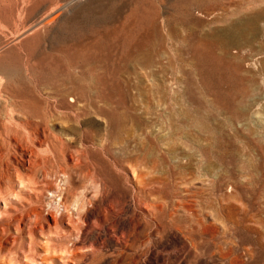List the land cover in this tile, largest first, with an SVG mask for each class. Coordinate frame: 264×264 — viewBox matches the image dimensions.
<instances>
[{"label": "rangeland", "instance_id": "obj_1", "mask_svg": "<svg viewBox=\"0 0 264 264\" xmlns=\"http://www.w3.org/2000/svg\"><path fill=\"white\" fill-rule=\"evenodd\" d=\"M0 116L2 164L40 124L35 179L62 189L72 152L84 197L39 195L57 231L0 225V264H264V0H0Z\"/></svg>", "mask_w": 264, "mask_h": 264}, {"label": "bare ground", "instance_id": "obj_2", "mask_svg": "<svg viewBox=\"0 0 264 264\" xmlns=\"http://www.w3.org/2000/svg\"><path fill=\"white\" fill-rule=\"evenodd\" d=\"M12 101V100H11ZM14 110V109H13ZM13 110L11 112H13ZM7 116V114H6ZM1 117V116H0ZM4 119V117H2ZM45 118V117H44ZM43 118V122H45V119ZM6 119V118H5ZM4 119V120H5ZM11 119L10 121L13 122V119L12 118H9ZM8 119V121H9ZM36 120V119H35ZM10 122V124H11ZM32 122V121H30ZM5 123V121H4ZM8 123V122H7ZM29 123V122H28ZM36 125L37 122H35ZM33 124V123H32ZM12 125V124H11ZM14 125V124H13ZM3 126V130L6 129V126L4 127ZM41 126L40 124L38 126H34L32 127L31 129H29V132L26 133V137H29L31 138V140H33L34 144H36L37 146H39L38 148H41V151L44 153V152H48L49 151V147L50 145H52V140L49 139V137H47L43 131V128L44 127H39ZM44 126V125H43ZM8 127V126H7ZM10 127V125H9ZM8 127V128H9ZM22 127V126H21ZM29 127V126H28ZM24 128V127H23ZM47 128V127H46ZM8 130V129H7ZM11 130V129H9ZM26 130H28L26 128ZM25 130V132H26ZM15 131V130H14ZM5 132V131H4ZM8 132V131H7ZM16 132V131H15ZM24 132V131H23ZM9 133V132H8ZM11 133V132H10ZM9 133V134H10ZM14 133V132H13ZM17 133V132H16ZM21 133V132H20ZM7 134V133H5ZM2 134L0 133V136ZM9 136V135H8ZM13 136V134H12ZM15 136V135H14ZM10 137V136H9ZM4 138V137H2ZM17 138V137H16ZM14 138V143H15V147L17 149H15V155L13 154V159L10 160V163H6L5 165L2 164V161H1V154H2V150L0 148V202H2V206H0V216L4 217L5 218V221H3L4 223H0V225H5V228L7 226H13L16 228V230L18 231L17 233L19 232H24V231H27L29 235H35L37 232L39 234L41 233H45V232H49V231H52L53 229L55 231H57L56 229L58 228V221L56 220L55 216L50 213V218L48 219L49 221H47L46 223H44L43 221H41L42 219V215L40 214V211H39V208L36 206V204L38 202H40V199L41 197L39 196L40 194H47L48 192H51L52 195H59L60 196V205H62V207L64 208V212L66 211L67 212V209H68V206H67V198H66V194L70 193V195L72 196V202H76L78 203V200H80L78 197H80L79 195H82L79 194V190H78V193L77 192H74L72 190L71 192V187H70V170L72 171V169L74 170L78 165V156L75 157L73 155L72 152H68L66 154V157H67V161L64 162V164H59L57 165L59 171L61 172L62 174V177H63V181H64V187L62 186V189H59L57 186H55L53 183H52V180H49L47 177L50 175L49 172H48V169L46 166H39L41 167V171H40V178L38 177L37 179H35V176H36V167L37 165H40V163H38L40 160H39V153L38 152H41V151H38L37 148H30L28 145L26 144H22L20 141H17L18 139ZM1 139V138H0ZM22 139V137H21ZM4 141L6 139H3ZM2 140V142H3ZM24 140V139H23ZM27 140V139H26ZM30 141V139H28ZM10 142V141H9ZM62 142V141H61ZM6 143V142H5ZM27 143V142H26ZM8 144H11V143H8ZM31 144V143H30ZM5 145V144H4ZM61 145V144H60ZM63 145L65 146V144L63 143ZM62 145V146H63ZM3 146V145H2ZM6 146V145H5ZM4 146V148H6ZM12 146V145H11ZM32 146V145H31ZM56 146V145H54ZM10 147V146H9ZM36 147V146H35ZM3 148V147H2ZM61 149V148H60ZM64 149V147H63ZM62 149V150H63ZM66 149V148H65ZM68 149V148H67ZM8 150V149H7ZM52 150V149H51ZM50 150V151H51ZM65 151V150H64ZM7 152V151H6ZM60 152V151H59ZM67 152V151H66ZM8 153V152H7ZM53 153V152H51ZM50 153V154H51ZM58 153V152H57ZM62 153V152H61ZM65 153V152H64ZM75 153H79L78 149L75 150ZM74 153V154H75ZM5 154V153H4ZM49 153H47L48 155ZM49 154V155H50ZM42 156V153L41 155ZM45 157V154L43 155ZM42 156V158H44ZM51 156V155H50ZM5 157V155H4ZM3 157V158H4ZM7 157H8V154H7ZM9 157H10V154H9ZM52 158L54 156H51ZM63 157V156H62ZM80 158V157H79ZM6 159V158H5ZM4 159V160H5ZM8 159V158H7ZM41 159V158H40ZM48 159V157H47ZM140 158H137V161L139 162L140 160H138ZM54 160V158H53ZM8 161V160H7ZM136 161V162H137ZM142 161V160H141ZM51 163V161H48V163ZM141 163V162H140ZM46 164V163H45ZM3 165L5 166L3 168ZM48 165V164H47ZM54 165V163H53ZM50 167L51 164L49 165ZM56 166V165H55ZM79 167V166H78ZM53 169V168H52ZM56 169V168H54ZM78 169V168H77ZM76 169V170H77ZM51 170V169H50ZM90 171V170H89ZM84 172V171H83ZM86 173V176H87V172H84V174ZM83 174V173H81ZM83 174V175H84ZM92 175V173H90ZM94 174V173H93ZM90 175V176H91ZM95 175V174H94ZM50 177V176H49ZM84 177V176H83ZM96 177V176H95ZM89 178V177H88ZM92 181V180H91ZM90 181V182H91ZM95 183V182H94ZM98 183V182H96ZM138 183V182H137ZM92 184V183H91ZM147 184V183H145ZM144 184V185H145ZM93 185V184H92ZM96 186V185H95ZM100 187V186H99ZM145 187L147 186H142V189H139L140 192L144 193L145 192ZM151 187V186H150ZM103 188V187H102ZM101 189V188H100ZM99 190V189H98ZM97 190V192H98ZM83 191V190H82ZM101 190H99L100 192ZM150 191V190H149ZM98 192V193H99ZM86 193V191H85ZM96 193V194H98ZM141 193V194H142ZM10 194H12L11 196L15 199V200H8L10 198ZM94 194V193H93ZM102 194V192H101ZM17 196V197H14ZM69 195V196H70ZM138 193H134V194H129L127 197H123L122 198V202L117 204V205H113V203H108V204H105L103 205L102 209H101V221L103 220L102 224H107V220H108V217L109 215H114L115 212L120 209V206L121 207H132L133 205L135 204H139V203H144L143 205L149 209V205L152 207L153 205L152 204H149L146 203L144 200L141 201V199H139V197L137 196ZM149 195V194H148ZM8 197V198H7ZM83 197V195H82ZM81 197V198H82ZM86 197V196H85ZM91 197V196H90ZM99 197V195H98ZM148 197V196H147ZM84 198V197H83ZM97 198V197H96ZM103 199V197H102ZM120 199V198H119ZM83 200V199H82ZM85 203L86 204H89V205H92L93 204V200L95 199H91V200H88L86 202L87 199H84ZM113 200V199H112ZM118 200V198H117ZM116 200V201H117ZM23 201H25V204L23 203ZM147 201V199H146ZM80 202V201H79ZM115 202V201H114ZM118 202V201H117ZM81 204L84 205L83 202L80 203V209H84V208H81ZM103 204V203H102ZM57 205L58 202H57ZM73 205V204H72ZM76 205V204H75ZM76 207V206H75ZM83 207V206H82ZM79 208V206H78ZM71 209V208H69ZM87 209V208H86ZM78 210V209H76ZM88 210V209H87ZM82 211V210H81ZM110 213V214H109ZM117 214V213H116ZM117 216V215H116ZM71 218V217H70ZM172 218V217H171ZM111 219V218H110ZM4 220V219H3ZM116 220V219H115ZM170 220H173V219H170ZM74 220H71L69 219L68 221L66 222H62L63 224L65 223V225H68V229L64 232L66 233L67 236H72L75 232H77V229L75 228L76 225H74L75 223ZM174 222V221H173ZM175 223V222H174ZM7 225V226H6ZM17 225V226H16ZM4 227V226H3ZM113 227V226H112ZM10 229V228H9ZM80 230V229H79ZM5 231V230H4ZM3 231V233H4ZM124 231V230H123ZM26 233V232H25ZM125 233V232H124ZM43 235V234H42ZM76 235V234H75ZM80 235V233H79ZM123 235V234H122ZM32 236V237H33ZM94 237L92 238V244L96 245V247H98L99 245V240L97 237H95V235H93ZM119 238V237H118ZM29 242L27 243V246L28 248H30V241L32 242V238H30L29 236ZM34 239V238H33ZM2 240V239H1ZM16 240V239H15ZM119 240V239H117ZM2 243V242H1ZM13 244V243H12ZM5 246V245H3ZM2 248V246H0ZM6 247V246H5ZM81 247L79 246L77 243H72V247H67L65 245L63 246H59V247H51L50 248V251H53V252H60L64 255H68L70 252H67V251H79L78 248ZM84 247V246H83ZM83 247H81L83 249ZM48 250H49V247H47ZM9 249V248H8ZM69 249V250H68ZM80 249V248H79ZM80 249V250H82ZM2 250V249H1ZM4 250V249H3ZM10 251H12L13 249H9ZM23 250V249H22ZM24 250H27L24 249ZM98 250V249H97ZM8 251V250H7ZM14 251V250H13ZM12 251V253H13ZM29 251V249H28ZM4 252V251H3ZM49 252V251H48ZM9 253V252H8ZM15 253V252H14ZM13 253V254H14ZM25 253V252H24ZM27 253V251H26ZM25 253V255H26ZM6 254V252H5ZM17 254V253H16ZM19 254V253H18ZM15 255L16 257L18 256ZM21 254L24 256L25 258V255L23 254V251L21 252ZM36 254V253H35ZM2 256V254H0ZM4 255V253H3ZM9 255V254H6V256ZM58 255V254H57ZM0 256V257H1ZM11 256V255H9ZM27 257V256H26ZM6 259L8 257H5ZM12 257H10L11 259ZM18 258V257H17ZM2 259V257H1ZM5 259V260H6ZM9 259V260H10ZM14 259V258H13ZM62 259V258H61ZM8 260V259H7ZM8 260V261H9ZM13 261V260H12ZM16 261V260H15ZM11 263V262H10ZM20 263V262H19ZM18 263V264H19ZM8 264V263H7ZM15 264V263H14Z\"/></svg>", "mask_w": 264, "mask_h": 264}]
</instances>
